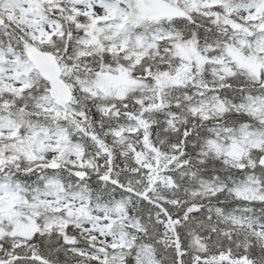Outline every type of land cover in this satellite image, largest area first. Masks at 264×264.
I'll use <instances>...</instances> for the list:
<instances>
[{
  "label": "snow or ice",
  "instance_id": "snow-or-ice-1",
  "mask_svg": "<svg viewBox=\"0 0 264 264\" xmlns=\"http://www.w3.org/2000/svg\"><path fill=\"white\" fill-rule=\"evenodd\" d=\"M0 264H264V0H0Z\"/></svg>",
  "mask_w": 264,
  "mask_h": 264
}]
</instances>
